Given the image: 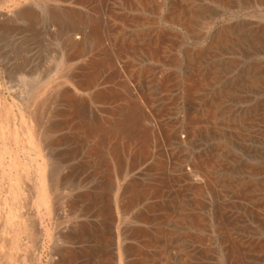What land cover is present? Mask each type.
Masks as SVG:
<instances>
[{
    "label": "bare ground",
    "instance_id": "bare-ground-1",
    "mask_svg": "<svg viewBox=\"0 0 264 264\" xmlns=\"http://www.w3.org/2000/svg\"><path fill=\"white\" fill-rule=\"evenodd\" d=\"M91 3L96 14L47 12L65 24L66 60L93 54L70 75L105 116L85 114L69 87L49 96L63 108L46 120L48 105L35 95L28 103L30 141L51 151L71 141L62 161L51 154L49 187L94 182L58 200L79 220L59 232L76 246H58L57 264H117L112 230L106 238L87 221L97 212L104 225L115 220L110 169L124 179L122 216L138 223L122 228L123 264H264V0ZM227 11L240 16L217 24ZM15 16L36 19L27 8ZM99 80L113 85L95 90ZM66 128L71 136L60 135ZM33 223L25 232L39 233Z\"/></svg>",
    "mask_w": 264,
    "mask_h": 264
},
{
    "label": "rangeland",
    "instance_id": "rangeland-1",
    "mask_svg": "<svg viewBox=\"0 0 264 264\" xmlns=\"http://www.w3.org/2000/svg\"><path fill=\"white\" fill-rule=\"evenodd\" d=\"M91 2L92 0H0V264H57L60 260L58 246H76L74 242H63L58 238L59 232H65L79 220L77 217L73 218L75 216L63 204L59 205L58 200L60 202V198L82 189L88 190L94 182H86V185L81 187L72 183L65 185L67 188L51 189L47 175L52 163L56 162L50 158L51 154L58 153V159L62 161L63 157L68 155V150H71V141L60 144L57 150L51 151L47 149L44 141L41 143V139L36 143L30 141L26 129L29 128V97L35 95L38 97V105L41 102L44 103L43 107L48 105L43 118L46 120L54 108H63L62 103L50 102L47 99L66 87L72 89L78 100H81L80 103L84 102L80 107H84L85 114L88 106L100 116H105L100 110L101 104L90 102L87 105L92 90L79 89L77 79L70 75H78L93 54L87 52L86 48L76 58L66 60V50L63 46L66 33L61 31L65 24H62L63 20L59 17V24L63 26L59 28L56 23L51 22L47 12L49 9H55L62 15V10L66 8L75 9L79 14H96L95 10H92L95 5ZM111 2L114 3V0ZM24 8L30 9L36 19L30 22L16 19L15 13ZM232 16L240 14L227 11L218 18L217 24ZM250 16H256V13L244 15L246 18ZM102 83L103 80H99L95 90L113 85ZM60 133L71 136L72 130L66 128ZM77 161L79 158L72 157L67 162H62L61 172L69 174L70 168L73 169V164ZM109 171L114 184H111V192L106 198L111 199L115 220L109 223L110 220L106 219L104 225L103 216L100 217L97 212L92 216L87 214V221L92 220L99 226L103 225L106 238L112 230L116 263L123 264L121 248L125 240L122 228L137 222L133 218L134 212L122 216L117 199L124 179L113 175L111 169ZM39 189L43 192L40 193L42 198L38 197ZM33 220L37 221L33 227H37L39 233L25 232L24 223L30 228ZM108 246L109 250L112 246Z\"/></svg>",
    "mask_w": 264,
    "mask_h": 264
}]
</instances>
